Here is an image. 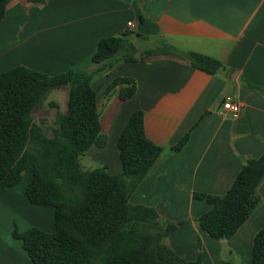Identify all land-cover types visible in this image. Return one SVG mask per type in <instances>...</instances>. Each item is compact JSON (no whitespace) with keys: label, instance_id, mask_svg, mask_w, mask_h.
Segmentation results:
<instances>
[{"label":"crops","instance_id":"obj_1","mask_svg":"<svg viewBox=\"0 0 264 264\" xmlns=\"http://www.w3.org/2000/svg\"><path fill=\"white\" fill-rule=\"evenodd\" d=\"M124 34L135 47L134 60L107 66L94 81L108 139L80 156L82 167L106 165L111 174L121 173L119 135L130 115L143 110L147 136L165 150L130 201L154 207L161 219L184 222L165 242L185 260L201 253L203 264H232L229 255L241 257L244 245L251 257L264 227V180L261 204L229 239L216 240L200 227L197 219L211 207L193 193L225 194L247 161L264 153V0H11L0 21V73L20 65L49 75L94 69L99 41ZM166 44L177 52L160 51ZM150 50L159 53L147 55ZM190 51L223 67L215 74L197 69L185 55ZM119 76L136 81L129 99L119 97L126 84L106 92ZM54 89L65 98L56 115L66 113L68 87ZM230 93L241 105L236 116L221 113ZM190 130L186 145L173 150ZM26 174L24 187L23 179L0 187V264H35L15 228L55 230L54 207L27 200Z\"/></svg>","mask_w":264,"mask_h":264},{"label":"trees","instance_id":"obj_2","mask_svg":"<svg viewBox=\"0 0 264 264\" xmlns=\"http://www.w3.org/2000/svg\"><path fill=\"white\" fill-rule=\"evenodd\" d=\"M10 1L0 0V21ZM134 49L126 34L107 36L92 57L98 65L94 69L49 75L20 65L0 73V187L16 186L29 173L27 200L55 211L52 232L39 227L13 231L35 264H203L201 253L185 260L165 242L183 221L162 226L154 207L130 201L165 150L147 136L143 110L130 115L119 135L121 173L111 174L106 165L85 170L80 162L93 145L105 146L108 139L102 131L94 81L107 66L134 60ZM163 50L177 52L169 44ZM156 53L150 50L147 55ZM185 55L195 68L209 74L223 67L209 55L193 51ZM118 84H126L120 99L135 95L136 81L127 76L113 79L106 92ZM58 86L68 87V109L57 112V123L48 135L34 113ZM190 135L191 130L172 149L183 148ZM263 180L264 153L247 161L225 194L194 192L211 207L197 219L200 227L214 239L233 237L261 204ZM250 263L264 264V227L254 238Z\"/></svg>","mask_w":264,"mask_h":264},{"label":"rangeland","instance_id":"obj_3","mask_svg":"<svg viewBox=\"0 0 264 264\" xmlns=\"http://www.w3.org/2000/svg\"><path fill=\"white\" fill-rule=\"evenodd\" d=\"M160 50H161V47H160ZM64 99L65 98L62 92H58L53 88V90L51 89V93L42 101V103L35 110V113H34L35 121L43 125L48 135H52L53 133L52 127L55 126V124L57 123L56 110L58 108V104L61 107L65 108ZM95 166L97 165H92L90 168H93ZM28 179H29V176L27 174L24 175L21 187H24ZM159 220L163 224L162 226H166V223L170 222L168 220H164L161 218ZM171 222H174V221H171ZM216 240H219V239H216ZM199 249H200V246H199ZM242 249H243V254L241 255V257H239L238 254L236 253L233 255H229L228 259L231 261L232 264H251L250 263L251 257H249V255H246V251L248 252L249 250L248 246L244 245ZM227 256L228 254H226L224 258Z\"/></svg>","mask_w":264,"mask_h":264},{"label":"built area","instance_id":"obj_4","mask_svg":"<svg viewBox=\"0 0 264 264\" xmlns=\"http://www.w3.org/2000/svg\"><path fill=\"white\" fill-rule=\"evenodd\" d=\"M129 27L134 26V21L128 22ZM241 111V105L237 102L233 94H226L221 105V113L236 116Z\"/></svg>","mask_w":264,"mask_h":264}]
</instances>
